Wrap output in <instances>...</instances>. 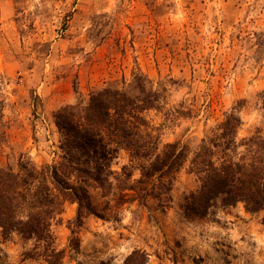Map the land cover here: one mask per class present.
Segmentation results:
<instances>
[{
  "label": "rangeland",
  "instance_id": "obj_1",
  "mask_svg": "<svg viewBox=\"0 0 264 264\" xmlns=\"http://www.w3.org/2000/svg\"><path fill=\"white\" fill-rule=\"evenodd\" d=\"M137 85L159 96V109L143 113L159 151L187 150L169 178L171 201L126 200L129 155L118 150L110 186L86 188L91 210L79 226L73 202L52 225L60 264H126L135 250L145 264H264V211L237 204L201 220L182 211L198 186L191 154L220 123L233 113L237 140L264 136V0H0V166L58 162L56 110L105 88L137 95ZM34 245L0 235V264H47L26 255Z\"/></svg>",
  "mask_w": 264,
  "mask_h": 264
},
{
  "label": "trees",
  "instance_id": "obj_2",
  "mask_svg": "<svg viewBox=\"0 0 264 264\" xmlns=\"http://www.w3.org/2000/svg\"><path fill=\"white\" fill-rule=\"evenodd\" d=\"M136 90L137 95H130L105 88L93 93L85 105L56 110L53 120L61 136L58 162L38 166L21 159L16 171L0 166L2 239L17 236L33 241L34 253L27 256L36 254L47 264H60L63 251L54 246L52 225L59 222L64 204L73 202L78 205L73 223L79 226L82 211L91 210L86 188L91 181L99 187L110 186V165L118 150L128 153L130 163L122 168L123 197L144 205L145 197L153 194L162 208L169 205V178L187 161V150L173 143L159 151L158 139L148 131L143 116L147 110L159 109V96L143 85ZM262 98L264 104V92ZM238 125L239 118L231 113L218 125L215 138L202 140L192 152L188 171L198 186L183 201L188 220H201L212 209L237 204L249 214L264 211V136L256 131L237 140ZM133 168L140 177L129 185ZM145 263V255L138 250L126 260V264Z\"/></svg>",
  "mask_w": 264,
  "mask_h": 264
}]
</instances>
